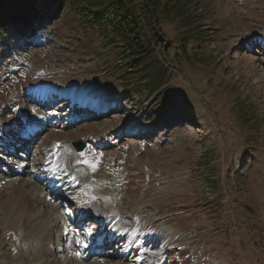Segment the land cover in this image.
Masks as SVG:
<instances>
[{
	"label": "rangeland",
	"instance_id": "374dc122",
	"mask_svg": "<svg viewBox=\"0 0 264 264\" xmlns=\"http://www.w3.org/2000/svg\"><path fill=\"white\" fill-rule=\"evenodd\" d=\"M187 3L202 13L194 30L201 36L184 43L187 56L180 37L194 25L163 18L157 57L168 71L160 88L144 86V69L130 72L124 51L69 8L37 33L23 32L32 40L0 34V264H137L133 245L148 249L141 241L163 259L168 249L167 264H264V0ZM49 91L53 104L35 106ZM67 98L76 109L116 107L96 117L88 110L68 125ZM38 112L60 120L42 122L44 134L26 157L18 155L26 148L8 152L14 122ZM56 139L71 152L74 141L86 143L80 152L88 164L77 163L84 182L95 183L104 210L131 225L139 242L123 236L111 258L73 254L71 239L50 249L64 206L83 203L90 186L67 200L49 191L41 171ZM149 219L156 230H148ZM42 229L46 237L35 244Z\"/></svg>",
	"mask_w": 264,
	"mask_h": 264
},
{
	"label": "trees",
	"instance_id": "16d2710c",
	"mask_svg": "<svg viewBox=\"0 0 264 264\" xmlns=\"http://www.w3.org/2000/svg\"><path fill=\"white\" fill-rule=\"evenodd\" d=\"M191 7L187 0H0V34L36 31L69 8L79 12L105 41L124 51L130 72L144 69L148 76L140 81L144 86L160 88L168 71L157 57V48L163 40L161 22L163 18H175L185 26L194 25L190 33L186 31L180 37L181 49L188 56L184 43L191 36L197 39L201 36L200 32L195 35L194 30L199 28L197 22L202 13ZM152 64L156 72L149 69Z\"/></svg>",
	"mask_w": 264,
	"mask_h": 264
},
{
	"label": "bare ground",
	"instance_id": "6f19581e",
	"mask_svg": "<svg viewBox=\"0 0 264 264\" xmlns=\"http://www.w3.org/2000/svg\"><path fill=\"white\" fill-rule=\"evenodd\" d=\"M58 140H60V139H56L55 142H49L48 145L46 146V147H49L50 150H51L50 155H53V156L58 155L59 156L57 159H55V157H54V160H51V162L48 161V164L50 163V165H53V166H52V168L51 167L50 168L48 167L47 170L49 169L51 172H53L52 170H56V172L53 173L55 175V180H58V181H56L57 183L61 182V185H62L64 182H66V180L65 181H60L61 179L63 180L65 178H67V179H69V181H75L77 179H80L82 176H81L80 171H78V170H76V171L73 170V171H70L69 172L68 169H64L66 160L68 158L66 156L65 151H64V149L66 147L63 146V143H64L65 140L64 141L63 140H60V141H62V145L60 147L56 148L57 145H58V143H57ZM65 142L67 143V141H65ZM67 147H69V146L67 145ZM67 151H68V148H67ZM58 174H60V175H58ZM70 187H74V186L71 184ZM35 190H40V189L37 188ZM92 190H93V187L90 185L87 188L88 198L86 200L85 206H87V207H89L91 209L88 208L87 209V212L90 213V215H97L98 213L96 211H100L101 213L99 215H97V216L98 217H101V216L105 215L106 216L105 217V221L107 222V225H108V219L109 220L110 219H113V221L116 220L113 223H115V225L118 226L117 229L119 231L120 237L122 238L124 236V232H127L128 233L127 223L124 222L120 218L117 219L116 218L117 217V214L113 210H107V211H105L104 208H103V202H104L103 200L104 199L101 198L100 196H98L97 194H95ZM101 194H103V193H101ZM144 217H145L144 215L138 216V221H140V222L143 221ZM154 224H155L154 223V220L153 219H149L148 220V225H147L148 229H150V230L151 229L156 230L158 228V226L157 225H154ZM44 231L45 230H43V229L41 231H39V233H40V235H39L40 237L39 238L36 237V235L33 236V241H34L35 244H39L40 242H42L41 239L46 237L45 234H44ZM115 237L119 241L121 240V238H118L119 236L117 234H116ZM179 239H182V238H179ZM134 253H135V255L138 256V258H139L140 261L143 258V256L145 255V252L143 250H141L140 248H134ZM148 257L149 258L146 259V262L149 263V264H160L161 263V260L163 259V256L160 258L157 254H152V255L149 254ZM24 262L25 263H23V264H27V261H24ZM33 264H45V261L44 260H39V261H37V262H35ZM76 264H85V262L79 261ZM91 264H102V263L101 262H98V261H94V262H91Z\"/></svg>",
	"mask_w": 264,
	"mask_h": 264
},
{
	"label": "water",
	"instance_id": "95a60500",
	"mask_svg": "<svg viewBox=\"0 0 264 264\" xmlns=\"http://www.w3.org/2000/svg\"><path fill=\"white\" fill-rule=\"evenodd\" d=\"M76 144H77L79 149H82L84 147V145H85L83 141H79Z\"/></svg>",
	"mask_w": 264,
	"mask_h": 264
}]
</instances>
